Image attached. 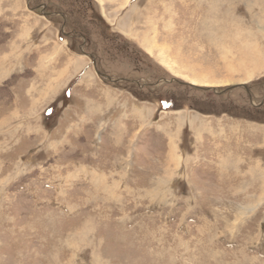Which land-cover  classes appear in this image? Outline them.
Here are the masks:
<instances>
[{
    "label": "rangeland",
    "instance_id": "374dc122",
    "mask_svg": "<svg viewBox=\"0 0 264 264\" xmlns=\"http://www.w3.org/2000/svg\"><path fill=\"white\" fill-rule=\"evenodd\" d=\"M257 123L264 0H0V264H264Z\"/></svg>",
    "mask_w": 264,
    "mask_h": 264
},
{
    "label": "crops",
    "instance_id": "0c3cea01",
    "mask_svg": "<svg viewBox=\"0 0 264 264\" xmlns=\"http://www.w3.org/2000/svg\"><path fill=\"white\" fill-rule=\"evenodd\" d=\"M103 105V104H101ZM259 126L257 127V135H259L260 143H264V123H257ZM195 132L197 133L200 131V129L196 128L194 129ZM259 141V140H258ZM259 143V142H258Z\"/></svg>",
    "mask_w": 264,
    "mask_h": 264
},
{
    "label": "bare ground",
    "instance_id": "6f19581e",
    "mask_svg": "<svg viewBox=\"0 0 264 264\" xmlns=\"http://www.w3.org/2000/svg\"><path fill=\"white\" fill-rule=\"evenodd\" d=\"M156 33V32H155ZM222 158H223V156H222ZM221 159V158H220ZM224 159V158H223ZM171 161V160H170ZM119 163V162H118ZM118 166V165H117Z\"/></svg>",
    "mask_w": 264,
    "mask_h": 264
}]
</instances>
